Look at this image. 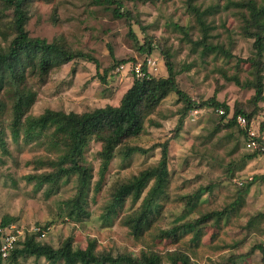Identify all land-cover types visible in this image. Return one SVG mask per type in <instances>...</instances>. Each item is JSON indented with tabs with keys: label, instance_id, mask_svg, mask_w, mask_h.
<instances>
[{
	"label": "clouds",
	"instance_id": "9594fccd",
	"mask_svg": "<svg viewBox=\"0 0 264 264\" xmlns=\"http://www.w3.org/2000/svg\"><path fill=\"white\" fill-rule=\"evenodd\" d=\"M262 121L264 0H0V264H264Z\"/></svg>",
	"mask_w": 264,
	"mask_h": 264
},
{
	"label": "rangeland",
	"instance_id": "374dc122",
	"mask_svg": "<svg viewBox=\"0 0 264 264\" xmlns=\"http://www.w3.org/2000/svg\"><path fill=\"white\" fill-rule=\"evenodd\" d=\"M73 100H75L76 102H79L81 98L79 97H73ZM259 128L260 130H264V121H262L259 124ZM136 139V138H133ZM165 141H158V143H164ZM102 148V145L100 147V150ZM25 157L27 158V160H31L33 159L32 153H25ZM186 163V161H185ZM144 170V168H141L139 171H133L132 169L127 170V175L129 176H133L135 174H138L140 171ZM184 171H186V169H184L183 167L179 170V172L176 173V175L174 176L173 179V186L175 188L178 189H183L185 187V185L190 184L192 181L197 180L199 178V173H197L196 176H189V175H181V173H183ZM249 171L251 172L253 178L255 176H261L264 175V168H261L258 166V164L253 163L251 165V167L249 168ZM25 175H32L31 172H26ZM255 179V178H254ZM101 181V177L98 174L97 177L95 178L94 182H93V188L95 190H98V185ZM249 191L252 194V202L255 203V197H256V190L252 188V185L249 184L247 185ZM148 190V189H147ZM146 190V192H147ZM200 189L197 188L196 191L194 193L189 194L190 195V202L194 201L196 199V196L199 194ZM145 192V194H146ZM183 195V194H182ZM66 199L71 200L72 197L66 196ZM239 202L234 201L233 202V206H237ZM211 211H220L218 209L215 210H210ZM207 212V213H209ZM174 215H182V211L179 213H173ZM257 214H260L259 212ZM219 220L217 219L216 221H213V227H215L218 224ZM225 223L227 224V216H225ZM112 231L113 233H116L115 238L119 239L121 241V243H126L125 241V237H127L129 235V230L126 224H117V225H113L112 226ZM164 230H161L160 232V236L161 237H166L163 236ZM213 237H215V232L212 233V236L209 237V239H212ZM131 238L132 240H137L136 234L132 233L131 234ZM97 241L95 239V237L92 238L91 241L89 240H85V247L87 248L90 244H95ZM111 241L108 239L107 235H105V239L103 241V246H106L108 243H110ZM136 248L139 249V254L142 253L144 251L143 246L142 245H135ZM168 247V251H164V248ZM174 250V248L172 246H167V245H163L161 246V249L159 251L160 254L163 255V259H164V264H168L169 259L168 257L170 256V253ZM211 253V254H209ZM187 256V260L189 264H232V257L233 254L231 252L228 251V249L226 247H222L219 248L217 251H213L211 249L208 250V252H204L202 255V258L197 259L196 256H192L191 257V261L189 260V256ZM213 256H215V259H213Z\"/></svg>",
	"mask_w": 264,
	"mask_h": 264
},
{
	"label": "trees",
	"instance_id": "16d2710c",
	"mask_svg": "<svg viewBox=\"0 0 264 264\" xmlns=\"http://www.w3.org/2000/svg\"><path fill=\"white\" fill-rule=\"evenodd\" d=\"M136 138V134L133 133L132 136L129 137V139H133ZM166 143V141L164 142ZM101 151L104 152V154L107 156V149L102 145ZM164 157L163 154L161 155V161H163ZM249 159H251V157H249ZM148 169H144L142 171H140L138 174L135 175H141L142 172H147ZM133 175V176H135ZM167 177V173L165 172L162 176V179H166ZM258 176H255L254 178H256ZM141 183V181H137V186H139ZM146 192V191H145ZM152 192V189H148L146 194H145V198H147V196ZM139 195V192H137V196ZM221 215L220 211H211L209 213H206L204 216V219H210L212 216H216L217 218H219V216ZM169 235H174V231L169 230V231H164L163 236H169ZM93 244H90L87 248L90 249L92 247ZM140 257V264H164V259H163V255L160 254L159 252H155V253H151V254H145L144 251L142 253L139 254ZM169 262L168 264H189L188 260H187V256H182V257H174L172 255H170L168 257ZM120 264H131V261L128 259H121Z\"/></svg>",
	"mask_w": 264,
	"mask_h": 264
}]
</instances>
